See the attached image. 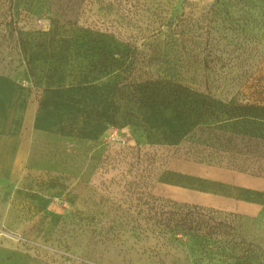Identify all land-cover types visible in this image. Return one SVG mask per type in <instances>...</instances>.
<instances>
[{
    "label": "rangeland",
    "instance_id": "rangeland-1",
    "mask_svg": "<svg viewBox=\"0 0 264 264\" xmlns=\"http://www.w3.org/2000/svg\"><path fill=\"white\" fill-rule=\"evenodd\" d=\"M21 70L60 132L30 135L0 231L55 264H264V209L178 201L167 171L264 176V0H0V71Z\"/></svg>",
    "mask_w": 264,
    "mask_h": 264
},
{
    "label": "crops",
    "instance_id": "crops-1",
    "mask_svg": "<svg viewBox=\"0 0 264 264\" xmlns=\"http://www.w3.org/2000/svg\"><path fill=\"white\" fill-rule=\"evenodd\" d=\"M20 73L22 75L17 76L0 71V153H6V158L0 161V186L10 188L37 177L36 171L26 167L28 155L24 154L30 135L60 132L58 124L46 116V109L38 101L41 91L42 97L51 93L47 87L51 83L34 80L38 85L34 89L27 73L24 70ZM170 161L168 173L180 178L175 184L178 201L248 218L258 216L264 209V176L192 160ZM27 247L29 245H23L16 237L0 231V264H55Z\"/></svg>",
    "mask_w": 264,
    "mask_h": 264
},
{
    "label": "bare ground",
    "instance_id": "bare-ground-1",
    "mask_svg": "<svg viewBox=\"0 0 264 264\" xmlns=\"http://www.w3.org/2000/svg\"><path fill=\"white\" fill-rule=\"evenodd\" d=\"M6 158V153H0V161H3Z\"/></svg>",
    "mask_w": 264,
    "mask_h": 264
},
{
    "label": "trees",
    "instance_id": "trees-1",
    "mask_svg": "<svg viewBox=\"0 0 264 264\" xmlns=\"http://www.w3.org/2000/svg\"><path fill=\"white\" fill-rule=\"evenodd\" d=\"M195 117V114H193V118ZM192 118V117H191ZM252 174V173H251ZM253 175H255V174H253ZM257 176H260V175H257Z\"/></svg>",
    "mask_w": 264,
    "mask_h": 264
},
{
    "label": "built area",
    "instance_id": "built-area-1",
    "mask_svg": "<svg viewBox=\"0 0 264 264\" xmlns=\"http://www.w3.org/2000/svg\"><path fill=\"white\" fill-rule=\"evenodd\" d=\"M195 1H198V0H195Z\"/></svg>",
    "mask_w": 264,
    "mask_h": 264
}]
</instances>
